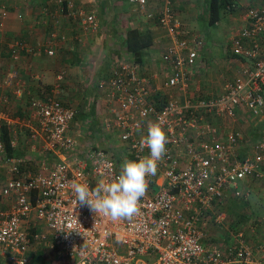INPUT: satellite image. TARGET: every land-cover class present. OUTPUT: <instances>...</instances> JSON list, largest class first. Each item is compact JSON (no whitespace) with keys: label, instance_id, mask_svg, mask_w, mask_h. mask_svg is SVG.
Listing matches in <instances>:
<instances>
[{"label":"built area","instance_id":"1","mask_svg":"<svg viewBox=\"0 0 264 264\" xmlns=\"http://www.w3.org/2000/svg\"><path fill=\"white\" fill-rule=\"evenodd\" d=\"M13 1L21 0H0V33L9 13L7 3ZM127 1L147 19L156 20L168 39L161 54L160 86L141 75L135 61L122 59L114 61L108 79L97 83L100 90L107 88L113 103L102 130L122 144L124 158L138 160L150 154L140 144L149 121H159L167 134L166 154L157 173L147 177L140 213L113 220L75 200L74 181L95 188L115 178L121 164L107 149L82 146L70 133L76 108L61 100L65 76L60 72L43 97L28 101L26 117L10 115L9 98L5 94L0 98V166L6 172L0 182V251L6 263L29 264L26 253L32 239L47 237L50 264H264V238L250 245L239 231L230 244H204L200 227L201 217L214 204L246 197L248 186L261 177L264 138L244 140L232 124L242 109L264 118V6L244 10V23L231 40L232 54L245 60L238 73L220 92L206 95L198 87L190 88L205 40L183 31L174 0H159L156 10L149 9L147 0ZM65 12L83 31H97L94 12L69 5ZM56 38L51 34L42 44L49 56L55 53ZM59 39L65 41V36ZM5 52L10 64L0 74V88L18 99L24 89L16 63L34 47L22 38L5 39L0 34V59ZM216 118L229 128L221 135L213 122ZM16 128H29L24 157L7 154L4 130L14 147ZM33 153L41 156L38 168L25 173L20 167ZM51 158L53 163L46 166ZM5 198L12 199L8 208L2 207ZM217 212L214 222L223 226L225 212ZM29 219L31 226L26 225ZM37 226L47 234L33 233Z\"/></svg>","mask_w":264,"mask_h":264},{"label":"crops","instance_id":"2","mask_svg":"<svg viewBox=\"0 0 264 264\" xmlns=\"http://www.w3.org/2000/svg\"><path fill=\"white\" fill-rule=\"evenodd\" d=\"M147 1L149 9H157L159 0ZM209 3L210 0H174V8L182 22L185 33H200L196 25L199 18L204 17L209 12ZM67 5L74 10L81 9L94 12L99 20L97 31L95 33L83 31L79 23L66 14ZM253 5L264 6V0H238L235 7L230 9L233 14L238 15L237 19L241 21V27L244 23V10ZM7 7L9 13L3 32L0 33L1 36L5 39L10 37L22 38L34 47L33 53L29 55L22 53L21 58L16 63L24 89L22 97L17 99L10 91H3L0 88V98L3 94L7 95L10 103H12L11 111L17 112L18 116L26 117L28 115L26 111L28 101L33 97H43L55 83L57 74L63 72L65 77L62 82L61 100L76 108L75 117L70 123V133L76 138L79 137L75 134L79 132L80 128L74 133L77 124L88 126L89 132L92 129H104V120L108 117L109 107L113 103L108 97L107 88L100 90L97 83L110 77L114 61L119 59L134 61L124 45L126 32L130 28L148 31L152 38L151 45L142 49L140 61L136 62L139 73L147 76L151 84L157 87L164 79L161 54L168 45L166 32L156 20L147 19L127 0H29L28 2L21 0L8 2ZM223 10L226 9H222V13ZM235 33L236 30L230 32V37L226 43L227 50L224 61L218 64L213 61L222 59L212 55L214 48L208 46L207 43L205 44L198 58V69L191 80V89L198 87L201 93L216 94L220 92L223 86L219 85L218 77L231 76L232 79L235 77L241 63L245 61L243 58L234 56L231 52L230 43L236 35ZM51 34L57 35L58 38L53 44L55 53L49 56L43 51L42 44L50 38ZM60 35L65 36V41L59 39ZM213 43L216 44L212 41L211 44ZM9 60L10 58L5 52L0 59V74L9 66ZM201 78H204V81ZM217 90L219 91L217 92ZM180 97L185 98L186 96L182 93ZM241 122L242 120H240ZM244 126L242 125L243 128ZM24 129L28 134L29 130L27 129L29 128ZM247 129L250 132L254 129L255 136L260 139L263 137L262 132L264 133V118L260 124H256L255 128L248 127ZM24 131L19 130V133L17 131V135ZM79 140H81L80 137ZM12 153H20L18 145L12 147ZM40 159L41 156L39 157L35 153L31 154L20 167L21 170L25 173L35 171L34 167L38 165ZM260 172V179L253 182H264V166ZM5 173V169L0 166V182L4 180ZM249 193L250 190L248 195L243 198L247 199ZM230 199H234V197H228L222 203L214 204V207L201 217L200 227L204 233L202 239L204 244L223 246L231 242L230 239H233L229 230L225 233L216 226L214 228L209 224L212 218L214 221L218 208L228 209L231 206L228 201ZM11 200V198H5L2 201V207L8 208ZM251 218L252 216L250 222L254 219L251 220ZM32 224L33 220L29 219L26 225L31 226ZM39 228L41 227L33 228L32 232H37ZM257 237H255L256 240L252 237H249V240L246 237V242L250 245L255 244L259 241ZM44 243L50 248L47 240ZM0 260H5L1 251Z\"/></svg>","mask_w":264,"mask_h":264},{"label":"rangeland","instance_id":"3","mask_svg":"<svg viewBox=\"0 0 264 264\" xmlns=\"http://www.w3.org/2000/svg\"><path fill=\"white\" fill-rule=\"evenodd\" d=\"M208 13L204 15V17L199 18V22L197 23L196 27L197 30L200 31L199 35L203 37L205 40V44L207 43L208 46H212L213 53L215 57H218L222 60H214L213 62L218 64L220 62L224 61L225 53L227 50V39L230 37V32H234L236 30V35L239 33L240 27H241V21L238 20V15L233 14L231 10L226 9L220 11L219 20L215 24H211L209 22ZM215 42L216 44H211ZM216 69V68H213ZM214 71V70H213ZM202 81H204V78H201ZM231 76H224V77H218V83L219 85H224L222 83H225L229 81ZM219 90H217L218 92ZM204 93V92H203ZM206 95H211L208 93H204ZM12 105V103H11ZM11 110V108H10ZM10 115L18 116L17 112H10ZM240 120L242 122L240 123ZM226 121V120H225ZM76 122V121H75ZM213 122L217 125L218 133L221 135L225 133V131H228V126L225 122H223L220 119H214ZM262 122V119L259 117H253L251 114L242 109L238 112L237 118L232 124L235 129L240 131L243 135V139L247 140L249 142H254L258 140L257 136H255L254 129L250 132L247 128H255L256 124H260ZM77 129H75V132L80 128L79 132L75 135H78L81 140L78 141L82 146H88V147H103L107 149V151L113 155V158L117 163L121 164L124 159V151L122 148V144H120L114 137H111L106 131H103L101 129L95 130L92 129L91 132L89 127L86 125L79 126L80 124H77ZM242 125H245L244 128ZM19 130L24 131V128H16V131ZM250 132V133H248ZM261 138H264V133L262 132ZM28 134L26 131L23 133L17 135L16 134V146L18 145V149L20 150V153L15 156L24 157V153H26V149L28 147L27 139ZM260 138V139H261ZM53 158L46 161V166H49L51 163H53ZM38 168V165L34 167L36 170ZM24 169V168H23ZM248 189L250 190L249 196L247 199L245 198H234L228 200L230 205L229 208H218L217 211L225 212L226 218H225V226L217 225L213 218L210 220L209 224L215 228V226L222 232H227L229 230V234L234 236L237 232L241 231L243 233V237L246 240V237L250 240V238H259L258 240H261L264 238V227L261 225V222H264V182H251V184L248 186ZM256 219L258 223L255 225L250 222V217ZM261 217V218H256ZM251 218V220H252ZM205 222V221H204ZM260 222V223H259ZM228 229H225L227 226ZM222 227H225L224 229ZM252 227H255V231L252 232ZM34 233V232H33ZM38 234H43L44 236L47 234L46 230L43 228H39L37 230ZM252 234V235H251ZM250 237V238H249ZM47 240V237H38L37 239H32L31 244L27 250V258L29 259V264H31V255L41 246L47 247V244L44 243V241ZM234 239H230L232 243ZM256 240V238L254 239ZM48 242V241H47ZM49 243V242H48ZM49 248V247H47ZM51 258V257H50ZM49 258V261H50ZM5 260H0V264H8L4 262ZM48 261V260H47ZM152 262V260L150 261Z\"/></svg>","mask_w":264,"mask_h":264},{"label":"clouds","instance_id":"4","mask_svg":"<svg viewBox=\"0 0 264 264\" xmlns=\"http://www.w3.org/2000/svg\"><path fill=\"white\" fill-rule=\"evenodd\" d=\"M168 138L159 121H149L147 133L141 138L142 147L150 151L148 156L138 160L124 158L119 174L100 182L95 188L87 183L73 182L71 189L79 205L87 206L92 212L113 220L131 219L140 213L139 202L148 188L147 177L158 171V163L166 154Z\"/></svg>","mask_w":264,"mask_h":264},{"label":"trees","instance_id":"5","mask_svg":"<svg viewBox=\"0 0 264 264\" xmlns=\"http://www.w3.org/2000/svg\"><path fill=\"white\" fill-rule=\"evenodd\" d=\"M232 1V0H231ZM230 0H210L209 3V22L214 24L218 22L220 11L222 9H226L229 4H231ZM152 38L148 31H140L137 28H130L127 30L124 45L135 62L140 61V52L145 47L151 45ZM5 140L7 144V154L9 156L18 155L12 153V147L10 146V134L5 129L4 130ZM31 264H50L49 258L52 256V249L47 248L45 246H41L31 255ZM48 260V261H47Z\"/></svg>","mask_w":264,"mask_h":264}]
</instances>
